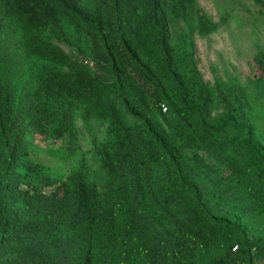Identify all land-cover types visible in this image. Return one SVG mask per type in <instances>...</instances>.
Returning a JSON list of instances; mask_svg holds the SVG:
<instances>
[{"label":"trees","instance_id":"16d2710c","mask_svg":"<svg viewBox=\"0 0 264 264\" xmlns=\"http://www.w3.org/2000/svg\"><path fill=\"white\" fill-rule=\"evenodd\" d=\"M190 17L219 26L197 0H0V264H264V52L253 93L211 87ZM78 118L106 125L91 158Z\"/></svg>","mask_w":264,"mask_h":264},{"label":"rangeland","instance_id":"374dc122","mask_svg":"<svg viewBox=\"0 0 264 264\" xmlns=\"http://www.w3.org/2000/svg\"><path fill=\"white\" fill-rule=\"evenodd\" d=\"M197 5L204 14L219 22L217 30L200 36L193 17L186 21L177 18L173 23L174 34L181 31L192 34L198 68L211 87L219 84L228 90L232 82H237L253 93L255 87L251 81L258 73L253 56L264 52V8L254 0H197ZM258 104L264 105L263 100L260 99ZM105 126L94 119L86 122L76 119L75 138L85 158L92 156V140L103 139ZM68 143L66 137L42 142L34 135L32 156L47 163L55 175H60L77 164L75 155L64 149ZM201 154L226 172L222 162Z\"/></svg>","mask_w":264,"mask_h":264},{"label":"built area","instance_id":"2783aa9c","mask_svg":"<svg viewBox=\"0 0 264 264\" xmlns=\"http://www.w3.org/2000/svg\"><path fill=\"white\" fill-rule=\"evenodd\" d=\"M162 110L165 111L166 107L162 104Z\"/></svg>","mask_w":264,"mask_h":264}]
</instances>
